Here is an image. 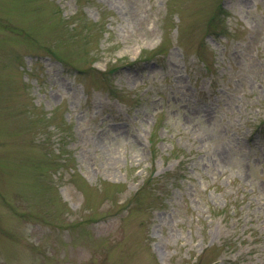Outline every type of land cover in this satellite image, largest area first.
<instances>
[{"label":"rangeland","instance_id":"374dc122","mask_svg":"<svg viewBox=\"0 0 264 264\" xmlns=\"http://www.w3.org/2000/svg\"><path fill=\"white\" fill-rule=\"evenodd\" d=\"M0 264H264V0H0Z\"/></svg>","mask_w":264,"mask_h":264}]
</instances>
